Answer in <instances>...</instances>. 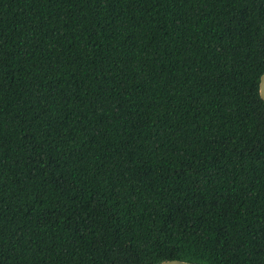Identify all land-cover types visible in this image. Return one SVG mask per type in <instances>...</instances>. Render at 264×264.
Instances as JSON below:
<instances>
[{"label":"trees","instance_id":"16d2710c","mask_svg":"<svg viewBox=\"0 0 264 264\" xmlns=\"http://www.w3.org/2000/svg\"><path fill=\"white\" fill-rule=\"evenodd\" d=\"M264 0H0V264H264Z\"/></svg>","mask_w":264,"mask_h":264},{"label":"water","instance_id":"95a60500","mask_svg":"<svg viewBox=\"0 0 264 264\" xmlns=\"http://www.w3.org/2000/svg\"><path fill=\"white\" fill-rule=\"evenodd\" d=\"M258 93H259L260 99L264 102V71L259 79ZM157 264H199V263H191V262H185L181 260H164Z\"/></svg>","mask_w":264,"mask_h":264}]
</instances>
